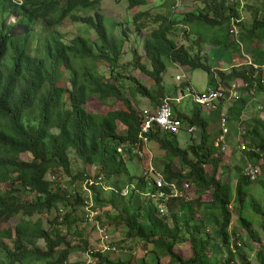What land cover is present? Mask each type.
Listing matches in <instances>:
<instances>
[{
	"label": "trees",
	"instance_id": "trees-1",
	"mask_svg": "<svg viewBox=\"0 0 264 264\" xmlns=\"http://www.w3.org/2000/svg\"><path fill=\"white\" fill-rule=\"evenodd\" d=\"M127 1L132 10L148 3ZM166 2L173 8L172 0ZM201 3L200 11L180 19L172 17L176 11L153 15L141 10L134 15L135 33H145L143 50L150 68L136 50L127 66L148 75L156 92L133 79L128 95V78L122 73L125 68L119 65L125 42L109 34L100 10L102 0H0V226L17 219L14 227L0 228V251L6 255L0 264H71L70 255L84 249L98 260L96 264H117L106 253L90 250L89 239L79 224V210L84 206L82 184L88 176L99 175L112 190L90 187L96 208L110 207L102 214L123 224L126 240L143 243L153 264H238L237 260L249 264L245 243H239L241 248L235 245L236 250L232 247V205L238 206L239 223L251 242L257 238L254 240L253 223L246 211L250 209L264 218V205L254 197L247 202L252 181L243 174L242 167L235 168V186L218 178L221 168L222 174L227 173L217 159L222 154L220 146L215 145L222 131L220 122L219 128L215 122L223 103L208 116L196 104L190 114L176 112L173 106L184 126H195L200 131V141L190 137L192 144L186 148L180 146L177 135H149V140L165 152L161 166L165 179L189 182L201 197L209 193L210 200L170 199L169 214L161 217L156 203L146 195L155 188L148 184L144 173L133 177L127 167L135 158L131 146L141 145V120L135 99L141 95L154 108L163 103L167 98L163 78L167 61L206 72L208 87L224 90L227 97L232 82L246 83L241 98L232 101L226 111L230 129L223 141L233 144L232 134L237 133L236 126L243 124L240 139L250 149L243 151V156L254 166L264 161V119H242L256 95H264V70L254 68L264 66V3L253 7L250 22L239 23L237 37L230 30L232 19L241 18L238 0ZM81 11L93 14L82 16ZM66 21L94 30L95 41L82 35L67 41L59 31ZM179 37L184 42L179 43ZM201 45L219 50L230 68L225 71L209 65L198 50ZM245 47L252 48L250 61L243 54ZM92 99L110 106V111L89 112L87 105ZM120 125L123 133L119 132ZM22 154H29L31 160H23ZM77 159L82 167L75 173L72 167ZM176 159L181 165L178 172L173 169ZM207 166L211 167L210 174L205 170ZM49 174L53 175L52 181L47 178ZM63 176L70 177L71 185H78L75 194L66 192L65 184L60 182ZM262 184L264 187V181ZM124 188L129 191L127 196L122 194ZM163 190L168 192L167 187ZM175 206L180 212L174 210ZM47 215L53 217L46 229L43 219ZM195 215L201 216L199 224ZM102 217L97 219L104 227ZM40 240L45 247L39 246ZM178 243H189L191 255L187 259L175 252ZM257 258L264 264V247ZM139 264L149 263L144 258Z\"/></svg>",
	"mask_w": 264,
	"mask_h": 264
},
{
	"label": "rangeland",
	"instance_id": "rangeland-1",
	"mask_svg": "<svg viewBox=\"0 0 264 264\" xmlns=\"http://www.w3.org/2000/svg\"><path fill=\"white\" fill-rule=\"evenodd\" d=\"M202 0H183L182 1V6L178 7L179 9L174 13L172 7H170L169 3L166 2V0H148V3L145 7L142 9L135 8V9H130L128 6V1L127 0H102V4L100 7L101 14L105 18V23L107 30L109 34L116 38L117 40H124V55L119 63L120 66L124 67L125 69L121 70L124 76L128 78L126 81V92L129 95V89L133 87V79L134 81H139L147 87L150 91L153 93L156 92V88L153 84V82L150 80L149 76L146 75L145 73L136 70L132 66H127L129 63L132 62L133 60V55L132 52L136 50L138 54L143 58L142 62L150 68L149 62L145 57L144 50H143V41L145 38V33H140L136 34V26L133 24V18L138 11L145 10L149 11L153 15H165L169 14L171 11H173L174 14H171L173 18L180 19L184 14H187L189 12H198L202 8ZM240 3L238 7V11L240 12L241 15V20L244 23L250 22V18L253 15V7H258L262 3H264V0H245L241 1L238 0ZM82 16H87L93 14V12H89L85 14L84 12H80ZM172 13V12H171ZM11 22H14V19H11ZM242 22V23H243ZM181 28H183L181 26ZM59 31L63 35V37L67 40L70 41L76 36H84L86 38H89L92 41H95L96 39V34L94 30L91 29H85L83 25L80 23H71L70 21H66L64 25H62L59 28ZM180 34L182 32H179ZM178 42L182 43L184 42L183 38L179 37ZM189 43L192 44L191 41ZM196 47V46H195ZM202 51L201 56L207 57L208 59V64L211 65L212 67L215 66L218 69H223V70H228L230 68L229 63L227 60L221 59L224 57L221 55H218V51L215 47L213 46H207V45H201L198 46V50ZM195 49L194 51H198ZM251 51L252 48H243V54L246 55L248 58V61H250V56H251ZM218 55V56H217ZM237 61V60H236ZM223 62L227 67L223 66ZM241 62V59L239 58V61ZM250 63V62H249ZM248 63V64H249ZM102 70L105 72V74H108L107 68L102 67ZM102 71V72H103ZM263 77H264V72H263ZM164 78V85L167 88L166 91H171L175 90V88H184L186 84H188L190 87L195 89L198 92H202L208 88V75L206 72L202 70H193L188 67H182L179 64H174L171 63L170 61H167V70L163 74ZM187 87V86H186ZM185 87V88H186ZM171 89V90H170ZM172 92V91H171ZM186 94V93H185ZM169 95L173 98L172 93H169ZM188 96V94H186ZM136 104L135 108L138 113H142L143 110L145 109H152L154 106L150 104L149 100L146 98L142 97L141 95H137L136 99ZM111 103L113 101H110ZM232 101H229L227 103H223L222 111L226 112L229 107H231ZM193 104L190 102V99L187 97L183 99L182 104L180 105L181 108L187 109L188 111H191ZM116 107H119L116 105ZM121 107V106H120ZM87 110L91 113H100V114H106L108 111H110V106L103 105L100 103L97 99H92L89 101L87 105ZM244 121L251 119L253 117L258 116L259 118L264 119V95L259 94L256 95L254 100L250 103L249 108L244 112ZM219 120L215 122L216 128H219V122H220V116L218 114ZM229 125V124H228ZM230 129V126H229ZM237 133L232 134V139H233V144L227 143L226 147H221L220 146V152L222 153L220 156H218V161L220 162V165L223 166V168H227L226 174H222L223 170L222 168L219 171L218 178L223 180L224 182H230L233 186L236 184V172L235 168L242 167L243 169V174H244V169L245 165L248 162L246 158L243 156V153L239 150V147L241 145L240 142V128L236 126ZM233 131V130H232ZM119 132L123 133L124 129L119 127ZM185 132V130H182L180 132V136L178 134V139H179V144L181 147L186 148L190 144V138L187 135H183L182 133ZM198 136V135H197ZM218 136V135H217ZM197 138L198 141H200V136ZM196 140V138H195ZM217 142V141H216ZM216 146L218 144H215ZM214 145V147H215ZM148 150H152V154L147 153L146 160H142L141 158L138 159L137 157L134 158V160H131L127 163V167L130 171V174L133 177L139 176L141 173H144L147 171V174L150 176H155L158 171L157 167L155 166H150L148 167V164H161V162H165V152L160 148V146L156 143H151L148 145ZM219 147V146H218ZM149 156V157H148ZM152 156H153V161H152ZM159 157H162L163 160L158 159ZM21 158L25 161H30L31 157L29 154H22ZM157 161V162H156ZM154 162V163H153ZM264 165V161H260L256 169L259 170L258 173V179L252 181L249 186V194L247 196V202H249L250 197H254V199L259 202H261L262 205H264V187L262 184V181H264V168H262ZM81 163L77 159L75 160V165L72 167V170L76 173V171L81 170ZM180 162L178 159L174 161V171L178 172L180 169ZM205 170L210 174L211 173V167L207 166ZM89 175H92L91 172H88ZM242 174V175H243ZM164 175V174H163ZM165 177V176H164ZM48 180L52 181L53 180V175H48ZM60 182L64 183L66 188V192L68 194H75L74 191L79 190V188H76L78 185L76 184L75 186L71 185L70 177H60ZM181 183V182H180ZM183 183V182H182ZM83 187V184H82ZM244 188L245 185L243 186ZM127 188V187H126ZM126 188L122 190V194H125ZM103 189L106 192H109L112 190L111 184L104 183ZM128 190V189H127ZM129 192V191H128ZM128 194V193H127ZM144 195V194H143ZM142 195V196H143ZM209 193L203 194L201 197L198 191L196 190L195 186L190 187L188 190L182 194L181 197L182 199L186 201H194L199 199L200 197L202 200L200 201H208L210 200ZM127 196V195H126ZM247 205H250V203H246ZM249 207V206H248ZM264 207V206H262ZM178 206H175V211H179ZM233 208V218L231 221V226H230V231L233 233V241H232V247L234 250H236L235 245L239 247V243L241 242L245 243V251L248 253V261L249 264H260L257 254L260 251L261 247H264V218L262 216L255 215L252 210H247L246 214L249 219L252 221V228L254 230V242H251L250 239L248 238L247 232L243 230L241 227L239 220H238V206L236 204L232 205ZM110 207H105L101 208V211L104 213L105 211H109ZM185 212V210H184ZM113 213V212H112ZM111 213V214H112ZM114 215V214H112ZM102 222L104 223V232L102 231L103 237L107 236L108 240H110L111 244H114L118 248V252L114 253H109L106 255L113 260L117 264H139L142 259H146L149 264H153L154 261L152 259V256H150V251L148 248L145 247V245L141 242H138L136 239L135 240H126L125 239V230L124 226L121 222H116L113 221V219H109L105 214H102ZM195 220H199L198 224L201 222V216L200 215H195ZM53 216H45L43 219L44 226L45 228H49V219H51ZM83 217V209L81 208L79 210V224L81 223L80 227L84 230L85 235L87 236V239H89V248L90 249H97L101 250L102 245H98V239L100 238L99 231L96 230V227L94 223H86L83 220H81ZM17 223V219H12L8 223L3 224L0 226L1 229H7L10 227H14ZM171 224V222H169ZM206 232L209 235H212V231L209 228L205 229ZM75 242V238L73 240ZM216 243V241H214ZM253 243V244H251ZM39 246L40 247H45V243L40 240L39 241ZM175 252L180 255L181 257L187 259L191 255V250H190V245L189 243H178L177 246H175ZM241 248V247H239ZM149 251V252H148ZM211 251V250H210ZM90 252L88 250L86 251L85 249L83 251L75 252L70 255L69 258V263L74 264V263H80V264H96V260L91 259V255H89ZM222 254H225L224 252ZM221 254V256H222ZM5 253L0 251V262L5 260ZM93 261V262H92ZM166 260L164 259V262ZM238 261V264H240V261Z\"/></svg>",
	"mask_w": 264,
	"mask_h": 264
},
{
	"label": "built area",
	"instance_id": "built-area-1",
	"mask_svg": "<svg viewBox=\"0 0 264 264\" xmlns=\"http://www.w3.org/2000/svg\"><path fill=\"white\" fill-rule=\"evenodd\" d=\"M174 3L173 11H177L182 6L183 0H172ZM243 1V0H241ZM241 18L232 19L231 26V34L233 37H237L239 35V23H241ZM257 68V67H256ZM246 87L245 84L235 83L229 89V96L227 97L224 90H213L208 89L204 92H196L190 87L186 88V94H188V98L191 100L193 104H196L201 107L202 112L215 111L218 108V104L226 102V99L236 101L240 99L243 88ZM185 95L180 100L186 97ZM140 117V131H139V139L141 141V145L131 146L132 155H137L141 158H146V146L151 142L149 140V135L153 132H158L160 137L165 136H175L180 134V132L184 128L183 122L176 117L175 113L170 104V100L163 101L157 108L145 109L142 113H139ZM228 118L225 114L221 115V135L219 137V141L223 143L222 147H225L224 138L229 134V128L227 126ZM186 129V126H185ZM187 133L195 137L196 139L200 136V131L197 127L192 126L186 129ZM198 135V136H197ZM242 150H246V145H241ZM118 152H121V148H118ZM152 166L151 163L148 164V167ZM95 170V167L93 168ZM247 175H249L252 179H255L259 173V170L248 166L246 169ZM144 176H146V180L149 181V185L155 188V192H150L146 194L150 198L153 199L154 203H156L159 214L161 217H166L169 214L168 204L170 199L181 198L182 194L186 190L190 188L189 182L184 181L183 183H179L177 181L168 182L163 173L159 172L155 176H150L147 174V171L144 172ZM105 183V179L103 176L99 175L97 178L92 176H88V178L84 181L83 191H84V206H83V214L86 223H94L96 230L99 231L100 238L98 239V245H102L101 250L90 249L94 251H99L101 253H109V252H118V248L115 246H110L108 237H103L102 231L104 232L103 227L100 225V221L97 219L102 215V211L99 208H96L95 203L93 201V194L90 190V187L94 185L102 186ZM165 187L168 188V192L163 190ZM128 190L126 189L125 194L127 195ZM165 202V203H163ZM93 259V258H91ZM95 260V259H94ZM93 262V261H92ZM94 264V263H93Z\"/></svg>",
	"mask_w": 264,
	"mask_h": 264
},
{
	"label": "clouds",
	"instance_id": "clouds-1",
	"mask_svg": "<svg viewBox=\"0 0 264 264\" xmlns=\"http://www.w3.org/2000/svg\"><path fill=\"white\" fill-rule=\"evenodd\" d=\"M241 23H242V22H241ZM239 29H240V28H239ZM239 33H240V32H239ZM250 63H251V62H250ZM250 63H249V64H250ZM256 67H257V68H256ZM254 68H255V70H264V66L254 65ZM235 83H238L239 85H240V84H245V85H246V83H243L242 81H235V82H232V83L230 84V88H231L232 85L235 84ZM186 86H187V87H190L188 84H186L185 87H186ZM246 86H247V85H246ZM187 87H186V88H187ZM186 88L183 89L184 92L181 94V96H183V95L186 96V94H185V93H186ZM190 88H192V87H190ZM230 88L228 87L227 89H230ZM192 89H193V88H192ZM208 89H213V88L208 87ZM208 89H207V90H208ZM244 89H245V87L243 88V90H244ZM193 90H195V89H193ZM207 90H205V91H207ZM213 90H215V89H213ZM217 90H219V89H217ZM243 90H242V94H243ZM195 91H196V90H195ZM226 91H227V90H226ZM196 92H198V91H196ZM202 92H204V91H202ZM242 94H241V95H242ZM186 97H187V96H186ZM186 97H185V98H186ZM181 98H182V97H181ZM187 98H188V97H187ZM240 98H241V97H240ZM188 99H189V98H188ZM165 100H166V99H165ZM165 100H164V101H165ZM182 100H183V99H182ZM238 100H239V99H238ZM238 100H236V101H238ZM229 101H232V100H228V99H226V102H223V103H227V102H229ZM172 102H173V101H170L171 107H172ZM174 102H176V101H174ZM190 102H191V100H190ZM176 103H178V102H176ZM179 103H180V102H179ZM179 103H178V104H179ZM191 103H192V102H191ZM192 104H193V103H192ZM220 104H221V103H220ZM220 104H218V106H219ZM174 105H175V104H174ZM156 108H157V107H156ZM172 109H173V108H172ZM217 109H218V108H217ZM215 111H218V110H215ZM173 112L175 113L174 109H173ZM210 112H214V111H209V113H210ZM204 113H207V112H204ZM202 114H203V112H202ZM222 114H225V115L227 116L226 112H223V111L220 112V125H221V115H222ZM176 117H177V116H176ZM243 117H244V116H243ZM243 117H242V119L244 120ZM227 118H228V117H227ZM184 128H185V126H184ZM184 128H183V129H184ZM228 128H229V127H228ZM244 129H245V127H244ZM240 134H241V136L244 135V131H240ZM220 135H221V133H220ZM220 135H219V137H220ZM177 136H178V135H177ZM241 136H240V137H241ZM219 137L217 138V140H216L217 142H216L215 144H218L217 146H221V147H222V146H223V143H222L221 141H219ZM196 141L199 142L197 139H196ZM240 142H241V145H242V144H245L244 142L241 141V139H240ZM150 143H153V141H151ZM224 144H225V142H224ZM226 145H227V144H225V147H226ZM241 145H240V147H239V150H240L241 152H243V151H250V149H249L247 146H246V150H242V149H241ZM245 145H246V144H245ZM132 156L136 157L135 155H132ZM137 157H139V156H137ZM139 158H141V157H139ZM141 160H142V161H143V160L145 161L146 158H141ZM248 166H252V167H254V168L257 167V166H254V165H252V163L249 162V163H247V164L245 165V169H244V175H245L246 177H248L250 181H254V182H255V180L258 179V175H257V177H256L255 179H252L249 175H247V173H246V169H247Z\"/></svg>",
	"mask_w": 264,
	"mask_h": 264
},
{
	"label": "crops",
	"instance_id": "crops-1",
	"mask_svg": "<svg viewBox=\"0 0 264 264\" xmlns=\"http://www.w3.org/2000/svg\"><path fill=\"white\" fill-rule=\"evenodd\" d=\"M218 55H220L219 57H221V55H222V53L220 52V51H218V53H217ZM217 55V56H218ZM222 59V58H221ZM226 61V60H225ZM226 65H228V64H225L224 62H223V66H225V67H227ZM166 88V87H165ZM185 88V87H184ZM184 88H179V87H177V88H175V90H171V91H167V100H170V101H173L172 102V108H173V106L175 107V110H176V112H180V113H185V114H190L191 113V111L189 110H187V109H183V108H181L180 107V105L182 104V102H183V100H180V103L178 104V103H176L177 102V100L178 99H180L182 96H181V94L184 92L183 91V89ZM167 89V88H166ZM208 89V88H207ZM206 89V90H207ZM205 91V90H204ZM169 93H172V95H173V98L169 95ZM174 101H176V102H174ZM175 104V105H174ZM210 114H212L211 112L209 113V112H207V113H203V115H205V116H208V115H210ZM186 129H187V127H186ZM185 128L183 129V130H185V132H183L182 134L184 135H187L189 138L190 137H193L192 135H190L189 133H187ZM181 134H179V136H180ZM178 136V137H179ZM195 137H193V139H194ZM155 143V142H154ZM149 144H151V143H149ZM148 144V145H149ZM157 144V143H156ZM146 146V157H147V153L148 154H152L153 152H152V150L150 149V150H148V147L149 146ZM183 148V147H182ZM149 157V156H148ZM158 159H160V160H163L162 159V157H159ZM152 161H153V156H152ZM157 162V161H156ZM142 163H143V161H142ZM154 163V162H153ZM163 165V163L161 162V164H152V166H155V167H157L158 169H157V171H159V172H162V170H161V166ZM181 166V165H180ZM180 169H181V167H180ZM163 173V172H162Z\"/></svg>",
	"mask_w": 264,
	"mask_h": 264
},
{
	"label": "water",
	"instance_id": "water-1",
	"mask_svg": "<svg viewBox=\"0 0 264 264\" xmlns=\"http://www.w3.org/2000/svg\"><path fill=\"white\" fill-rule=\"evenodd\" d=\"M238 128H240V131H244V126H243V124H241V125L239 124V125H238Z\"/></svg>",
	"mask_w": 264,
	"mask_h": 264
},
{
	"label": "bare ground",
	"instance_id": "bare-ground-1",
	"mask_svg": "<svg viewBox=\"0 0 264 264\" xmlns=\"http://www.w3.org/2000/svg\"><path fill=\"white\" fill-rule=\"evenodd\" d=\"M163 203H165V202H163Z\"/></svg>",
	"mask_w": 264,
	"mask_h": 264
}]
</instances>
